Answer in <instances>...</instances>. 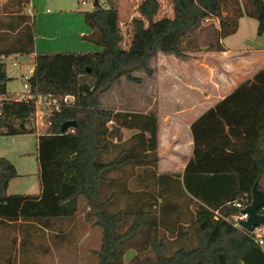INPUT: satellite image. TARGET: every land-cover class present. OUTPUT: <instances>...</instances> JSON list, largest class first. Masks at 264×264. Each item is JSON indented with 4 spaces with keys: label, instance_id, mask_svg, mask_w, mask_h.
Masks as SVG:
<instances>
[{
    "label": "trees",
    "instance_id": "16d2710c",
    "mask_svg": "<svg viewBox=\"0 0 264 264\" xmlns=\"http://www.w3.org/2000/svg\"><path fill=\"white\" fill-rule=\"evenodd\" d=\"M102 1L81 12L89 28L81 39L98 52H35L34 14L0 15V136L36 131L33 102L6 90L2 57L32 56L29 94L73 98L36 136L38 194H7L17 173L0 157V223L17 230L20 221L19 248L27 256L34 238L60 231L83 201L84 222L100 230L99 247L90 252L96 264H264V237L260 246L230 220L242 211L235 203H251L253 187L264 194V68L191 124L192 157L182 173L157 171L155 113L121 112L100 102L122 78L138 84L135 73L150 77L157 54L189 60L201 51L224 52L221 40L237 31L241 17L256 19L261 36L264 0H169L171 19H154L158 0H142L126 49L117 0ZM208 23L214 39L199 42ZM66 121H75L72 132L61 131ZM122 130L132 133L123 139Z\"/></svg>",
    "mask_w": 264,
    "mask_h": 264
},
{
    "label": "rangeland",
    "instance_id": "374dc122",
    "mask_svg": "<svg viewBox=\"0 0 264 264\" xmlns=\"http://www.w3.org/2000/svg\"><path fill=\"white\" fill-rule=\"evenodd\" d=\"M99 1L101 4L103 3L102 0ZM28 3L33 9L34 16L39 18L44 24H47V27H49V24L51 27H56L59 35L76 30L83 31L84 34L89 32L81 12L92 9L91 0H28ZM7 5L10 6L9 3ZM12 7L13 10H16L15 8L17 7V10H19L17 12H24V9H26V6L21 7L17 6V4ZM46 9H48V14L42 15ZM131 15L120 14L118 16L119 27L123 36L122 47L125 49L131 34ZM160 17L173 18L169 0H159V9L155 19ZM257 26L258 21L256 19L241 17L238 21L237 31L221 40L226 51L231 54H238L264 49V32L261 36H258ZM210 30L211 25L208 23L198 31L199 42L209 38L214 39L209 33ZM59 42V45H61V41ZM59 45L55 47L58 49H60L59 47H69L61 49H69V51H74L75 53H88L84 52L88 47L98 49L85 42L77 46L81 48L71 45ZM161 56L156 55V57L151 59L152 75L150 77L143 72H137L134 76L140 79L138 84L122 78L118 84L105 92L100 97L102 107L121 112L162 114L172 111L175 105L185 101V98L195 96L197 92L200 94L203 91L201 86L204 83L207 86L204 91L208 93L209 101L217 100L225 92L221 85L222 60L226 58L225 55L201 51L191 55L189 59L191 61L185 65L173 61L179 60L173 56ZM169 60L172 61L169 62ZM13 62L15 64H12ZM174 62L175 64H173ZM2 63L9 79L6 83L7 92L13 94L16 91H23L24 78H29L33 70L32 58L12 55L4 59ZM234 72H236V66L234 67ZM241 76L243 77L244 75ZM44 113L46 112L44 111ZM44 130V119L40 120L38 118L36 120V131L33 134L0 136V157L8 160L17 173V177L9 185L8 193L23 195L25 193H34L36 190L39 181L35 154L36 136L43 133ZM121 132L123 139L132 133V131L125 130ZM166 150H168L167 145L163 141L160 150L163 165L169 158ZM131 187L134 188V185H131ZM83 211L84 203L80 201L78 212L74 219L62 222L59 225L60 231L55 230L53 231L54 233L48 232L43 236L38 235L36 239L34 238L32 241H35L36 247H33L34 249L29 247L31 254L27 256H23L20 252L22 247L19 248L18 234L14 229L13 235L8 233L5 242L8 245H12V247L9 245L11 250L9 253L0 254V264H96V259L90 252L99 247L100 230L84 222ZM0 243L2 244V239H0ZM26 248H28V245ZM132 254V251H128L125 255V261H128Z\"/></svg>",
    "mask_w": 264,
    "mask_h": 264
},
{
    "label": "crops",
    "instance_id": "0c3cea01",
    "mask_svg": "<svg viewBox=\"0 0 264 264\" xmlns=\"http://www.w3.org/2000/svg\"><path fill=\"white\" fill-rule=\"evenodd\" d=\"M15 0H0V15L5 17L7 14H34L33 9L31 8L30 4L27 2L26 9L24 12H17L13 10L12 6H16L14 3ZM142 0H117V12L118 16L120 14H132L130 19L135 17L138 13L136 12V8L138 4ZM159 2V0H158ZM10 4L8 6L7 4ZM100 1L98 0V4ZM158 12V11H157ZM42 15L48 14V9H46ZM46 13V14H45ZM157 14V13H156ZM55 15V14H53ZM8 16V15H7ZM139 16V15H137ZM7 18V17H6ZM4 19V18H3ZM155 19V17H154ZM159 19V18H156ZM47 24L41 22L39 18L35 17V30H36V37L34 42V51L35 52H48V53H58V52H71L69 49H61V48H69V47H59L60 49L56 48L59 46H75L76 48L81 43L85 42L81 39L82 35H84L83 31H74L71 33L66 34H58L56 27H47ZM64 42V43H63ZM54 43H56L54 45ZM87 44H91L85 42ZM93 45V44H91ZM95 46V45H93ZM98 49H94L93 47H88L85 49L84 52H98L100 51V47L95 46ZM84 49V48H82ZM78 51V50H77ZM74 52V51H72ZM208 53V52H207ZM220 54L225 55L226 58L222 60V74H221V85L225 89L223 95L214 101H209L208 93H206L204 88L206 84H202L203 91L200 94L197 92L195 96L185 98V101H182L175 105L174 109L167 113H155L158 117V147H157V154H158V165L157 171L158 173H182L187 162L192 157V136L190 132L191 124L198 119L201 115H203L207 110L212 108L216 103L222 100L224 97L229 95L235 88L246 81H251L254 75L264 68V49H256L254 51H246L241 52L238 54H231L230 52L225 51L221 52ZM159 56L163 54H157ZM12 56V55H10ZM7 57H2L3 61ZM16 56V55H15ZM169 56V55H166ZM28 57V56H25ZM164 57V56H161ZM172 57V56H171ZM28 58H32L29 56ZM170 59V58H169ZM173 60V59H172ZM172 60H169L172 61ZM13 61V60H12ZM16 61V60H15ZM180 62L181 64H187L191 60H173ZM12 64H15L13 62ZM175 64V62L173 63ZM236 66V72H234V67ZM6 73V70H5ZM241 75H244L243 77ZM7 76V75H6ZM8 78V77H7ZM23 91H16L14 94L22 93ZM10 93V92H9ZM198 95V96H197ZM143 113V112H141ZM36 126V124H35ZM163 141L166 142L167 145V155L168 159L166 163L163 165L161 162L160 150L162 147ZM13 180V179H12ZM11 180V181H12ZM8 184L7 190L9 188ZM39 193V181L37 183V188L34 193H25L23 195H36ZM7 194L12 195L11 193ZM17 225V238L19 241V224L20 221L15 223ZM14 224L13 226L5 227L3 223H0V239H2V244L0 243V254H5L9 245L6 242V237L8 233H12L14 231ZM12 243V242H11ZM1 257V256H0Z\"/></svg>",
    "mask_w": 264,
    "mask_h": 264
},
{
    "label": "built area",
    "instance_id": "2783aa9c",
    "mask_svg": "<svg viewBox=\"0 0 264 264\" xmlns=\"http://www.w3.org/2000/svg\"><path fill=\"white\" fill-rule=\"evenodd\" d=\"M28 79V78H27ZM27 79L24 78V84H23V92L18 94L17 100L18 101H32L35 107V124L36 120L39 118L40 120L43 118L45 122V129L50 125L49 122L45 121V119L53 112L57 111L60 106H68L72 101L73 98L70 96H65L62 98L61 101H57L55 98H52L51 96H34L29 94V86L27 84ZM44 111L46 113H44ZM40 113V114H38ZM72 132V129H69ZM234 206L239 209H244L246 206H242L240 203H235ZM248 206V205H247ZM263 207V206H262ZM261 208V207H260ZM259 210V209H258ZM247 219V215L242 213L232 216L230 218L232 224L235 227H240V223ZM243 230V229H242ZM245 231V230H244ZM249 233V232H248ZM252 235L254 241L258 245H262V239L264 237V227H258L253 230L252 233H249Z\"/></svg>",
    "mask_w": 264,
    "mask_h": 264
},
{
    "label": "water",
    "instance_id": "95a60500",
    "mask_svg": "<svg viewBox=\"0 0 264 264\" xmlns=\"http://www.w3.org/2000/svg\"><path fill=\"white\" fill-rule=\"evenodd\" d=\"M92 8L98 5V0H91ZM75 121H66L61 125V131L74 128ZM264 206V194L255 187L251 190V203L246 206L242 213L247 215V219L240 223V227L246 232L252 233L255 228L264 227V214H258L260 207Z\"/></svg>",
    "mask_w": 264,
    "mask_h": 264
}]
</instances>
